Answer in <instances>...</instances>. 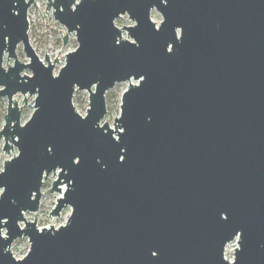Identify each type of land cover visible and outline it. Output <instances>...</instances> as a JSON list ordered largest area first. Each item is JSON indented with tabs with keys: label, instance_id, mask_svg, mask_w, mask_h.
I'll return each mask as SVG.
<instances>
[{
	"label": "water",
	"instance_id": "1",
	"mask_svg": "<svg viewBox=\"0 0 264 264\" xmlns=\"http://www.w3.org/2000/svg\"><path fill=\"white\" fill-rule=\"evenodd\" d=\"M30 6L0 0V139L17 150L0 170V264H264V0H47L63 45L77 41L56 74L30 44ZM123 15L133 25L117 27ZM124 82L119 116L101 123ZM50 174L49 214L71 213L39 228L24 214Z\"/></svg>",
	"mask_w": 264,
	"mask_h": 264
},
{
	"label": "rangeland",
	"instance_id": "2",
	"mask_svg": "<svg viewBox=\"0 0 264 264\" xmlns=\"http://www.w3.org/2000/svg\"><path fill=\"white\" fill-rule=\"evenodd\" d=\"M47 0H35V6H30L27 13V18L29 22L28 36L31 46L33 47L35 53L40 60L44 61L45 53L49 57L50 61L56 58L58 63L55 64L54 74L58 72L60 67L64 64L65 54L73 51L77 47V41L74 33L69 35L68 41L65 45L62 43L63 35L66 33V29L59 24L52 14V9L46 12ZM36 7V8H35ZM43 15L45 17H43ZM151 20L158 24L162 18L161 15L152 10L150 14ZM115 25L117 27L130 26L133 22L129 20L127 15H123L115 20ZM60 31V32H59ZM122 36L126 38V33L122 32ZM17 58L21 62H27L22 51V46L19 45L16 50ZM59 53V54H58ZM13 60L10 59L9 63L12 64ZM3 65H5V58ZM25 74L30 75L29 70H24ZM127 82L116 84L111 90L105 93V103H106V114L103 117L101 123L107 122L111 126L115 117L119 116V104L122 92L127 88ZM13 99L22 105L23 96L21 94H16ZM34 97L27 96V104H33ZM73 105L76 111L85 115L86 109L88 108V93L86 91H75L73 96ZM7 99L6 97L0 98V130L4 124V115L6 113ZM33 109L24 106L21 113V123H24L30 115ZM3 139H0V170H2L3 162L10 156L17 153L16 148L10 155L5 154L2 151ZM54 176L50 174L48 178L43 182L41 187V199L39 204V209L34 213H25L24 217L26 220L32 221L36 218V223L39 228L55 226L65 224L67 218L71 213L70 207H65L61 210L59 216H51L49 213L55 207L56 200L61 196V193L50 192L52 181ZM65 185L61 186V190L64 191ZM23 226V224H20ZM238 248L237 239L231 241L225 248L224 256L227 260L232 261L234 258L235 249ZM29 249V242L27 238H20L13 241L10 246V251L12 255L20 259L22 258Z\"/></svg>",
	"mask_w": 264,
	"mask_h": 264
}]
</instances>
